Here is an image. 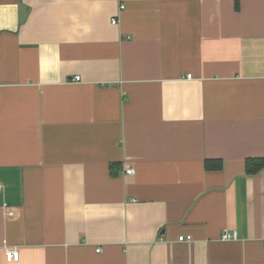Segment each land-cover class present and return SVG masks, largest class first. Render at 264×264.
<instances>
[{
  "label": "crops",
  "instance_id": "crops-1",
  "mask_svg": "<svg viewBox=\"0 0 264 264\" xmlns=\"http://www.w3.org/2000/svg\"><path fill=\"white\" fill-rule=\"evenodd\" d=\"M248 160L264 0H0V264H264Z\"/></svg>",
  "mask_w": 264,
  "mask_h": 264
},
{
  "label": "built area",
  "instance_id": "built-area-1",
  "mask_svg": "<svg viewBox=\"0 0 264 264\" xmlns=\"http://www.w3.org/2000/svg\"><path fill=\"white\" fill-rule=\"evenodd\" d=\"M117 21L114 19L112 21V24H115ZM188 79H191V75H188L187 76ZM76 81H79L80 79L79 78H75ZM126 175H132L133 174V170L132 169H129L125 172ZM221 240L224 241V242H227V241H232L233 239H236L237 238V233L235 231H232V232H228L227 230H224L221 232ZM191 239V237H180L179 238V241H189ZM98 252L99 249L97 250ZM5 256H6V261L7 262H11V263H15V261H18L19 259V253L17 251V249H9V250H6L5 251Z\"/></svg>",
  "mask_w": 264,
  "mask_h": 264
},
{
  "label": "trees",
  "instance_id": "trees-1",
  "mask_svg": "<svg viewBox=\"0 0 264 264\" xmlns=\"http://www.w3.org/2000/svg\"><path fill=\"white\" fill-rule=\"evenodd\" d=\"M247 170L248 172H255L256 170H259L264 165V160L255 161V160H248L247 164ZM251 167H256L255 169L251 170Z\"/></svg>",
  "mask_w": 264,
  "mask_h": 264
}]
</instances>
